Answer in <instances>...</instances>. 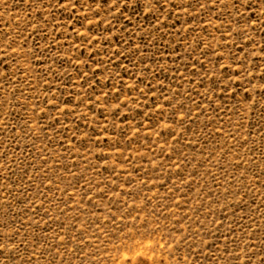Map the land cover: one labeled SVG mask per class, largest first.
<instances>
[{
    "label": "rangeland",
    "instance_id": "obj_1",
    "mask_svg": "<svg viewBox=\"0 0 264 264\" xmlns=\"http://www.w3.org/2000/svg\"><path fill=\"white\" fill-rule=\"evenodd\" d=\"M0 264H264V0H0Z\"/></svg>",
    "mask_w": 264,
    "mask_h": 264
}]
</instances>
